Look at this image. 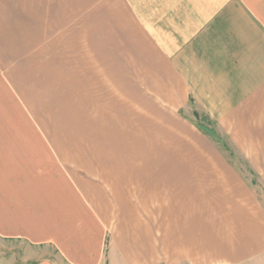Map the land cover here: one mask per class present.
<instances>
[{
  "label": "crops",
  "instance_id": "obj_1",
  "mask_svg": "<svg viewBox=\"0 0 264 264\" xmlns=\"http://www.w3.org/2000/svg\"><path fill=\"white\" fill-rule=\"evenodd\" d=\"M247 168L264 0H0V264H264Z\"/></svg>",
  "mask_w": 264,
  "mask_h": 264
},
{
  "label": "rangeland",
  "instance_id": "obj_2",
  "mask_svg": "<svg viewBox=\"0 0 264 264\" xmlns=\"http://www.w3.org/2000/svg\"><path fill=\"white\" fill-rule=\"evenodd\" d=\"M140 114H142V110L140 111ZM201 115H202V117H200L201 120H203L205 123H207L210 126L213 125V122L211 121L209 116L204 115V114H201ZM189 134L190 135H194V134H196V132H192V133L189 132ZM213 139L211 137H207V138H202V137H198V138L197 137H193L192 138V137H189L188 145H189V148H190L191 145H193V147H196V145H206V144H209V145L211 144L212 145ZM214 140L215 141L218 140L220 142L219 144L221 145L222 149L225 151V156L226 157H229V159L232 160V161H238L239 163L240 162L241 163L244 162L242 165H244V166L246 165L245 161L242 158H239V157L236 158L233 153H229L227 140H225L223 138H220V139L219 138H215ZM126 144L127 143L125 142V145ZM146 144H147L146 143V139H144V141L141 140V145H146ZM151 155L156 157V154H154L153 152L151 153ZM187 156L189 157L188 160H195V157H196L195 154H191V153H189ZM220 160H225V159L223 158V159H220ZM246 173H247V176L249 178L253 177V181H254L253 188L255 189V191L257 192L259 197L264 199V185H262L260 179H258L257 177L253 176L254 172L252 173V171L249 168H247ZM3 244H4L3 241H0V245L2 246L1 247V252H2V249H3Z\"/></svg>",
  "mask_w": 264,
  "mask_h": 264
}]
</instances>
